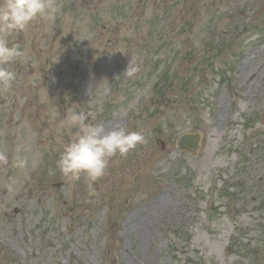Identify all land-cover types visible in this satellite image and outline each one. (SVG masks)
<instances>
[{
  "label": "rangeland",
  "instance_id": "rangeland-1",
  "mask_svg": "<svg viewBox=\"0 0 264 264\" xmlns=\"http://www.w3.org/2000/svg\"><path fill=\"white\" fill-rule=\"evenodd\" d=\"M174 1L55 0L9 36L24 56L0 87V264H264V0ZM73 108L145 142L71 179Z\"/></svg>",
  "mask_w": 264,
  "mask_h": 264
},
{
  "label": "clouds",
  "instance_id": "clouds-1",
  "mask_svg": "<svg viewBox=\"0 0 264 264\" xmlns=\"http://www.w3.org/2000/svg\"><path fill=\"white\" fill-rule=\"evenodd\" d=\"M59 12L55 0H0V87L10 88L16 73L10 67L24 56V52L8 39L13 33L23 32L32 21L42 18L54 20ZM138 66L130 61L124 74L131 77ZM75 132L63 147L57 167L71 179L79 180L83 174L89 182L105 175L113 156L127 155L145 142L142 131L130 130L126 125L105 128L102 123L89 121L88 113L73 108L66 120ZM6 152L0 151V164H7ZM15 166L27 169L29 161L18 156ZM35 167V163L32 164Z\"/></svg>",
  "mask_w": 264,
  "mask_h": 264
},
{
  "label": "water",
  "instance_id": "water-1",
  "mask_svg": "<svg viewBox=\"0 0 264 264\" xmlns=\"http://www.w3.org/2000/svg\"><path fill=\"white\" fill-rule=\"evenodd\" d=\"M199 135L194 134H184L179 139V146L183 149L189 150L190 147L195 151L198 148Z\"/></svg>",
  "mask_w": 264,
  "mask_h": 264
},
{
  "label": "bare ground",
  "instance_id": "bare-ground-1",
  "mask_svg": "<svg viewBox=\"0 0 264 264\" xmlns=\"http://www.w3.org/2000/svg\"><path fill=\"white\" fill-rule=\"evenodd\" d=\"M186 7H187V6H186ZM186 7H185V8H186ZM253 82H254V81H251L250 84H249V87H248V88H249L248 93L251 92V91L253 92L254 89L257 88V84H256V83H253Z\"/></svg>",
  "mask_w": 264,
  "mask_h": 264
},
{
  "label": "flooded vegetation",
  "instance_id": "flooded-vegetation-1",
  "mask_svg": "<svg viewBox=\"0 0 264 264\" xmlns=\"http://www.w3.org/2000/svg\"><path fill=\"white\" fill-rule=\"evenodd\" d=\"M138 1H140V0H138Z\"/></svg>",
  "mask_w": 264,
  "mask_h": 264
}]
</instances>
